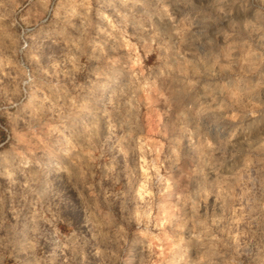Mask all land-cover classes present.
<instances>
[{
	"label": "clouds",
	"instance_id": "1",
	"mask_svg": "<svg viewBox=\"0 0 264 264\" xmlns=\"http://www.w3.org/2000/svg\"><path fill=\"white\" fill-rule=\"evenodd\" d=\"M0 264H264V0H0Z\"/></svg>",
	"mask_w": 264,
	"mask_h": 264
}]
</instances>
